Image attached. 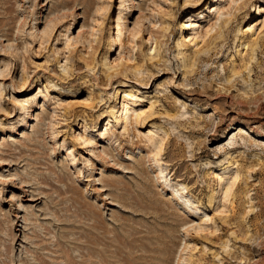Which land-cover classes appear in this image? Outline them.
<instances>
[{"label":"rangeland","instance_id":"obj_1","mask_svg":"<svg viewBox=\"0 0 264 264\" xmlns=\"http://www.w3.org/2000/svg\"><path fill=\"white\" fill-rule=\"evenodd\" d=\"M120 2L0 0V264H264V0Z\"/></svg>","mask_w":264,"mask_h":264},{"label":"bare ground","instance_id":"obj_2","mask_svg":"<svg viewBox=\"0 0 264 264\" xmlns=\"http://www.w3.org/2000/svg\"><path fill=\"white\" fill-rule=\"evenodd\" d=\"M130 1H132V0H121V2H120V7L121 8H125L126 6H127V2H130ZM196 1V0H195ZM234 1H236V0H233V2ZM216 3H218V1L216 2ZM219 4V3H218ZM214 8H215V5L213 6ZM220 7L217 5V8L215 9V10H218ZM105 9V6H104V4H101L100 6L98 5V7H97V12H100V11H102V10H104ZM122 10V9H121ZM73 17H75L74 15V13H72L71 14ZM52 21V19L49 21V23ZM180 25H181V27H187V26H189V22H186V23H180ZM192 25H194L193 27H194V29H197V28H200V27H202L201 25H200V23L198 24V23H195V24H190V26H192ZM197 27V28H196ZM213 29V28H212ZM212 29H210V30H212ZM253 29V27H250L249 28V30H252ZM210 30L208 29L207 31H206V33L205 34H203V36H202V38H203V40L205 41V39H206V37L210 34ZM199 33V32H198ZM220 38H222L221 36H219V37H217L216 39H220ZM257 41H258V38H256L255 40H254V43H257ZM113 42V39H111L110 40V44ZM173 83V82H172ZM126 97V96H125ZM128 97V96H127ZM23 103V102H22ZM128 104H129V101L127 100V99H125L124 100V105L128 108L129 106H128ZM215 116V114H210V116ZM142 116V113L141 114H138L137 115V117H136V119H137V121H139V119H140V117ZM221 125H222V123L220 124V125H218V128H217V130L219 129V128H221ZM52 127V126H51ZM243 133H244V129L242 128V127H240V129H239V131H238V133H236V134H234L233 136H232V141H235V140H238V139H240V138H243L244 136H243ZM24 134L25 133H23L22 134V137H24ZM159 137H160V141L158 142V144H156L155 145V150H152V149H150V150H148L147 152H149L148 153V158H149V156L150 155H153L154 154V151L156 152L155 153V156L157 157L156 158V161H155V164H156V166L158 167L155 171H156V173H157V184H159V185H162V189L164 190V189H167V190H169L170 192H167L168 194H169V196H170V198L171 199H177V203H175V204H177V206H179V207H181V208H183L184 207V205H185V201H184V198L182 197V196H178L177 194H175V188L172 186V185H170V184H168V186L167 187H165L166 186V178L168 177V173H167V170L162 166V164H163V162H161V155H162V152L165 150V144H166V139H167V137H166V135H164V132H161V134H159L158 135ZM82 140H84V142L86 141V140H88L89 138H88V136L85 134V136H82V138H81ZM151 140H152V138H151ZM88 142V141H87ZM168 142V141H167ZM79 143V142H78ZM86 143V142H85ZM89 143V142H88ZM83 145H84V143H83ZM87 145V144H86ZM226 145L227 144H225V145H223L222 147H220V150H226ZM95 146V145H94ZM96 147H97V145H96ZM53 150H55V149H53ZM100 154V156H107L106 155V152L105 151H101V152H99ZM200 153H202V152H200ZM69 157H70V159L71 158H73V160L76 158L75 156H74V152H73V150H71L70 151V153H69ZM103 157V158H104ZM108 158V157H107ZM76 160V159H75ZM150 160V159H149ZM151 164H152V162H150ZM139 165H140V163H138L137 165H135L137 168L139 167ZM154 165V164H153ZM141 167V166H140ZM136 168V169H137ZM179 170H181L182 168H178ZM66 172V171H65ZM67 173H69V172H66L65 174L63 173V176H68V174ZM18 174H16V176H17ZM236 176H235V178L233 179V181L231 182V183H229L227 186H226V188H224L225 190H226V194H230L231 195V193L234 191V189H235V187L237 186V182H238V180H239V178H240V176H239V174L238 173H236L235 174ZM62 176H60V178H61ZM217 179H219V181H220V183H221V186L223 185V181L225 180L224 179V174H218L217 175ZM181 180H184V179H182V178H180V180H178V181H181ZM22 183H24V182H22ZM155 186H156V184H155ZM184 187V186H183ZM71 188L74 190V191H76L77 192V188L76 187H73V186H71ZM239 188V187H238ZM71 189V190H72ZM162 189H161V191H162ZM237 190H239V189H237ZM2 192V191H1ZM0 192V193H1ZM1 195V194H0ZM151 199H153L151 196H146V200H147V202H150V200ZM172 201V200H171ZM176 206V207H177ZM189 212H190V214L191 215H189V216H194V209H189ZM196 212V211H195ZM191 222V221H190ZM188 224H189V221L188 222H185V223H183L182 224V226H183V228L184 229H189V228H187L188 227ZM13 226H14V224H13ZM9 229V228H8ZM9 237H11V241L12 240H14L15 241V238H16V234H14V228L11 226L10 227V234H9ZM158 239H159V241L158 242H156V244L155 245H153L152 247H151V249H150V254H149V256L147 257V258H150V260H151V263L152 264H164V263H168L169 261H170V259L169 258H167V255H169V253L171 254V252L172 251H174V247H175V244H176V242L170 237V239H169V237H168V235L167 234H164V236H160V237H158ZM9 240V239H8ZM184 250V248H182V250L181 251H183ZM175 253V252H174ZM172 258V257H171ZM178 259H177V261H176V263L175 264H179V262H180V260H181V255H179V257H177ZM171 260H173V258L171 259ZM147 264V263H146ZM149 264V263H148Z\"/></svg>","mask_w":264,"mask_h":264}]
</instances>
